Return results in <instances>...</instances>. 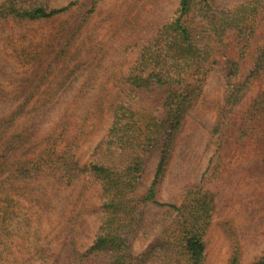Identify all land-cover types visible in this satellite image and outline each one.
Instances as JSON below:
<instances>
[{"label": "trees", "instance_id": "16d2710c", "mask_svg": "<svg viewBox=\"0 0 264 264\" xmlns=\"http://www.w3.org/2000/svg\"><path fill=\"white\" fill-rule=\"evenodd\" d=\"M51 2L1 0L0 22L32 24L53 20L72 12L77 5L72 1L53 7ZM263 16L264 0H248L227 9L218 8L211 0H178L170 20L134 42L130 48L132 61L123 57L121 60L119 46L113 50L114 59L98 63L100 71L86 77L76 93L88 100L82 107L65 110L41 131L40 125L32 129L34 119L56 109L30 108L26 98L0 117V197L5 201L15 199L29 185L44 179H53L58 192L70 190L76 181H88L95 186L100 220L84 252L77 247L78 217L71 214L65 220L61 250L67 254L69 264L101 257L105 258L104 264H204L205 233L211 222L214 195L203 188L202 181L184 189L177 203L160 202L157 194L172 163L185 120L203 98V88L213 67V41L221 43L234 36L238 55L226 63L222 72L223 100L211 141L220 138L225 121L264 74V44H255ZM78 31L79 26L71 36ZM247 57L250 69L238 82ZM252 111L253 107L247 113L251 122L255 117ZM22 122L32 124L18 128ZM102 122L106 125L104 134L89 161L81 164L79 149ZM34 137L39 138L34 156L17 157V145ZM258 140L260 148L264 141ZM155 153L152 179L139 194ZM144 206L161 209L156 223L146 224L142 220ZM139 234L146 245L134 256L132 245ZM234 243L230 241L229 264L240 262V249ZM253 264H264V252Z\"/></svg>", "mask_w": 264, "mask_h": 264}, {"label": "rangeland", "instance_id": "374dc122", "mask_svg": "<svg viewBox=\"0 0 264 264\" xmlns=\"http://www.w3.org/2000/svg\"><path fill=\"white\" fill-rule=\"evenodd\" d=\"M72 1L77 3L73 11L53 20L32 24L0 22V117L26 98L30 108L56 109L34 119L32 125L22 122L18 128L31 125L33 129L34 125H40L43 131L65 110L72 111L88 103L76 93L86 77L100 71L98 63L114 59L113 50L119 46L121 60L123 57L132 61L130 48L134 42L170 20L178 3V0H52L51 4L61 7ZM211 1L218 8L227 9L248 0ZM93 7L94 11L88 13ZM78 26L79 31L71 36ZM67 42L69 48L65 50ZM255 44L256 47L264 44V16ZM212 50L213 67L203 88V98L185 120L157 198L163 203H177L184 189L202 181L203 188L214 195L211 222L205 233L204 264H229L232 240L240 249L239 264H253L264 252V144L260 148L256 144L261 136L258 142L264 141V74L225 121L220 138L211 141L223 100L222 72L226 63L238 55L237 41L232 35L221 43L213 41ZM249 69L247 57L238 82L243 81ZM251 107V115H255L252 122L247 115ZM105 126L103 122L97 125L80 147L81 164L89 161ZM35 137L18 144L15 155L34 156L39 140ZM156 161L155 153L139 194L147 189ZM27 188L23 195L8 199L9 202L0 197V264H69L67 254L61 250L63 226L71 214L78 217L77 247L84 252L100 220L95 186L80 180L70 190L58 192L53 179H44ZM140 214L146 224H154L162 211L144 206ZM145 245L139 234L132 245L133 255H139ZM104 260L101 257L83 264H104Z\"/></svg>", "mask_w": 264, "mask_h": 264}]
</instances>
